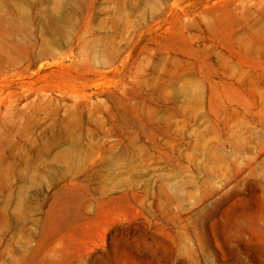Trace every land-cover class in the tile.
Listing matches in <instances>:
<instances>
[{
  "label": "rangeland",
  "instance_id": "1",
  "mask_svg": "<svg viewBox=\"0 0 264 264\" xmlns=\"http://www.w3.org/2000/svg\"><path fill=\"white\" fill-rule=\"evenodd\" d=\"M0 264H264V0H0Z\"/></svg>",
  "mask_w": 264,
  "mask_h": 264
}]
</instances>
